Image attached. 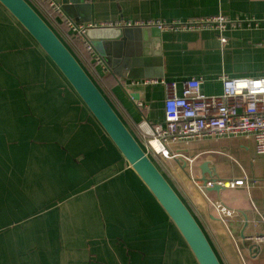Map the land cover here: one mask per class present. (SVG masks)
<instances>
[{
	"label": "crops",
	"instance_id": "crops-1",
	"mask_svg": "<svg viewBox=\"0 0 264 264\" xmlns=\"http://www.w3.org/2000/svg\"><path fill=\"white\" fill-rule=\"evenodd\" d=\"M31 1L141 141L164 119L165 88L152 79L176 82L180 94L183 80L200 77L201 91L217 95L221 76L264 78V21L220 33L124 24L216 15L261 20L264 0H85L77 20L91 28H122L133 47L126 49L121 74L111 73L94 48L99 62L90 56L89 65L79 55L68 22L82 23L56 4L62 11H54L56 19L71 32L66 36ZM154 155L169 167L165 176L222 264H264V158H255L252 137L213 136L173 145L167 158ZM121 159L57 68L0 5V230L7 231L0 264H197ZM212 184L220 186L209 189Z\"/></svg>",
	"mask_w": 264,
	"mask_h": 264
},
{
	"label": "water",
	"instance_id": "water-1",
	"mask_svg": "<svg viewBox=\"0 0 264 264\" xmlns=\"http://www.w3.org/2000/svg\"><path fill=\"white\" fill-rule=\"evenodd\" d=\"M75 21L85 0H53ZM0 5L29 34L57 68L118 150L120 164L133 171L172 222L197 264H222L201 225L165 176L144 143L126 124L77 53L31 0H0ZM157 32V29L154 28ZM123 29L87 27L84 36L113 74H121L126 49ZM106 48L104 51L103 49ZM217 189L220 184H212ZM218 185V186H216ZM4 238V237H3ZM1 240V234H0Z\"/></svg>",
	"mask_w": 264,
	"mask_h": 264
},
{
	"label": "built area",
	"instance_id": "built-area-1",
	"mask_svg": "<svg viewBox=\"0 0 264 264\" xmlns=\"http://www.w3.org/2000/svg\"><path fill=\"white\" fill-rule=\"evenodd\" d=\"M43 1L53 11L62 12L53 0ZM259 21H264V16L261 20L248 16L229 20L223 15H216L192 22L163 23L149 20L134 23L127 21L124 24L152 25L159 29L208 27L220 33L235 25H257ZM68 24L75 39L82 44L83 51L99 62L101 59L94 54L91 43L84 36L85 29L91 25ZM219 38L225 41L223 36L220 35ZM220 79L222 92L217 95H205L201 91L200 77L192 76L183 80L180 94L177 93L174 81L151 80L152 83L160 82L165 88L164 119L154 124L142 139L152 154L167 158L171 147L176 144H187L213 136H241L252 137L255 158H264V78L221 76ZM242 182L243 180H235L233 184ZM217 207L221 214L231 215V211L225 206L217 204Z\"/></svg>",
	"mask_w": 264,
	"mask_h": 264
},
{
	"label": "trees",
	"instance_id": "trees-1",
	"mask_svg": "<svg viewBox=\"0 0 264 264\" xmlns=\"http://www.w3.org/2000/svg\"><path fill=\"white\" fill-rule=\"evenodd\" d=\"M35 3L45 12V14L51 20L55 21V23L59 26V28H61L63 34H65L66 36H70L71 35V32L65 27L64 22L62 20L60 21V20L56 19L57 16H56L55 12L50 7L47 6L46 2H44L43 0H35ZM73 40L75 41V39H73ZM75 43H76L75 44V49L78 51L79 55L83 58V60L87 64L91 65V62H93L94 60L90 57V55L86 51H83V47H82V44L80 42L76 41ZM101 78L102 77L99 76L100 80H101Z\"/></svg>",
	"mask_w": 264,
	"mask_h": 264
},
{
	"label": "rangeland",
	"instance_id": "rangeland-1",
	"mask_svg": "<svg viewBox=\"0 0 264 264\" xmlns=\"http://www.w3.org/2000/svg\"><path fill=\"white\" fill-rule=\"evenodd\" d=\"M152 155V157L158 162H156L159 167L162 169V171L164 172V169H166L167 171H169V167H167V164L162 161L159 157L155 156L154 154L150 153ZM7 232V231H5ZM5 232L4 230H0V234H1V239H3V237L5 238Z\"/></svg>",
	"mask_w": 264,
	"mask_h": 264
}]
</instances>
